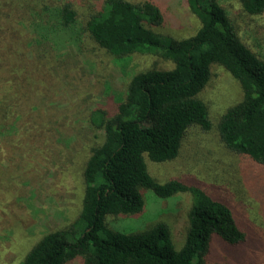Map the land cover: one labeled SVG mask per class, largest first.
I'll list each match as a JSON object with an SVG mask.
<instances>
[{"label":"rangeland","instance_id":"374dc122","mask_svg":"<svg viewBox=\"0 0 264 264\" xmlns=\"http://www.w3.org/2000/svg\"><path fill=\"white\" fill-rule=\"evenodd\" d=\"M67 0H0V264H20L46 233L72 223L82 209L83 171L92 148L104 140V129L90 120L91 111L110 107L124 97L137 72L173 62L159 55L135 53L118 60L91 41L82 52L69 34L39 44L30 25L34 10ZM85 22L97 0H71ZM140 1V0H132ZM164 11L162 37L184 38L200 26L187 0H156ZM237 35L264 60V11L246 12L239 0H219ZM199 97L209 108L213 127H193L179 155L169 161L146 158L160 181L181 179L227 202L246 241L232 245L212 234L206 259L226 264H264V166L229 149L218 135L220 116L243 97L240 82L214 63ZM139 215H108L110 227H170L177 247L185 239L193 198L189 192L159 197L144 191ZM66 264H85L82 256Z\"/></svg>","mask_w":264,"mask_h":264},{"label":"trees","instance_id":"16d2710c","mask_svg":"<svg viewBox=\"0 0 264 264\" xmlns=\"http://www.w3.org/2000/svg\"><path fill=\"white\" fill-rule=\"evenodd\" d=\"M239 2L250 14L264 11V0ZM187 4L200 26L180 39L152 30L165 17L156 0H97L85 22L71 0L34 10L30 25L39 44L67 33L82 52H91V41L118 60L149 53L174 65L135 73L123 98L91 111L92 124L105 134L92 148L83 171L79 216L43 235L20 264H66L80 256L85 264H226L206 259L212 234L232 245L246 241V231L227 202L181 179L160 181L148 170L146 158L174 159L193 127L208 131L213 127L199 93L214 63L223 65L243 89L242 99L220 116L217 133L229 149L264 166V60L243 43L219 0H187ZM145 189L164 198L191 193L181 247L163 221L134 231L109 226L108 215L143 212Z\"/></svg>","mask_w":264,"mask_h":264}]
</instances>
